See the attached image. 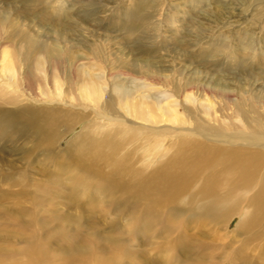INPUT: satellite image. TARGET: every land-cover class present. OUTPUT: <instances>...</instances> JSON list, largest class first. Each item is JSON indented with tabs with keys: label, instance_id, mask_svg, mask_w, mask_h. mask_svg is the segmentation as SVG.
I'll use <instances>...</instances> for the list:
<instances>
[{
	"label": "bare ground",
	"instance_id": "6f19581e",
	"mask_svg": "<svg viewBox=\"0 0 264 264\" xmlns=\"http://www.w3.org/2000/svg\"><path fill=\"white\" fill-rule=\"evenodd\" d=\"M58 25L0 11L1 264H44L33 246L56 193L76 207L69 229L105 233L96 254L78 249L67 264H264V84L165 74ZM244 61L256 75L257 59ZM17 232L39 236L19 247L24 263L5 250Z\"/></svg>",
	"mask_w": 264,
	"mask_h": 264
},
{
	"label": "rangeland",
	"instance_id": "374dc122",
	"mask_svg": "<svg viewBox=\"0 0 264 264\" xmlns=\"http://www.w3.org/2000/svg\"><path fill=\"white\" fill-rule=\"evenodd\" d=\"M48 3L50 0H0V11L10 18L18 16L37 29L51 30L60 23L62 28H71L68 32L71 39L83 36L90 45L103 44L106 40L111 52L124 49L130 52V59H150L165 69V74L184 71L197 79L201 75V78L216 79L215 82L219 80L230 90L244 83L251 87L246 83L248 80L253 85L257 82L264 84V17L261 19L264 0H65L61 9L49 7ZM89 3L95 5L88 7ZM137 3L140 5L135 7ZM152 21L157 23V31L147 29V24ZM247 41L255 46L254 52L244 48ZM247 57L257 59L256 75L252 74L255 69L248 61L243 62ZM85 125L81 123L63 144ZM49 199L57 206L52 210L55 220L45 234L39 238L31 232H17L16 238L6 241L5 250L19 255L18 259L15 258L16 263L28 260L27 255L20 252L35 237L40 239L35 241L40 249L33 246L37 255L48 252L44 264H67L70 253L76 254L75 251L81 248L84 252L96 254L95 238L105 233L91 232L89 227L80 231L74 227L69 229L71 221L64 216L75 213L76 207L71 200L57 193ZM103 207L101 205L100 209ZM238 220V217L233 219L231 232ZM89 223V220L84 221V225ZM60 225L65 227L57 230ZM222 229L218 228L217 232L224 233ZM124 236L130 240V234ZM140 239L141 242L135 243L136 251L141 249L140 243H144L143 235ZM240 239L237 237L238 241ZM218 241L222 243L225 239ZM19 247L23 249L20 251ZM101 256L99 254L98 260L104 259Z\"/></svg>",
	"mask_w": 264,
	"mask_h": 264
}]
</instances>
